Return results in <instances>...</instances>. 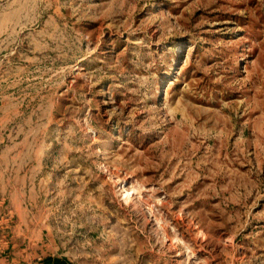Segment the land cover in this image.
Listing matches in <instances>:
<instances>
[{"label": "rangeland", "instance_id": "1", "mask_svg": "<svg viewBox=\"0 0 264 264\" xmlns=\"http://www.w3.org/2000/svg\"><path fill=\"white\" fill-rule=\"evenodd\" d=\"M32 264H264V0H0V248Z\"/></svg>", "mask_w": 264, "mask_h": 264}, {"label": "crops", "instance_id": "2", "mask_svg": "<svg viewBox=\"0 0 264 264\" xmlns=\"http://www.w3.org/2000/svg\"><path fill=\"white\" fill-rule=\"evenodd\" d=\"M15 246V244H10V248H0V264H18L17 255L28 256V248H15ZM19 264H32V261L28 262L25 258V261H20ZM41 264L44 263L41 262ZM45 264L49 263L45 262Z\"/></svg>", "mask_w": 264, "mask_h": 264}]
</instances>
